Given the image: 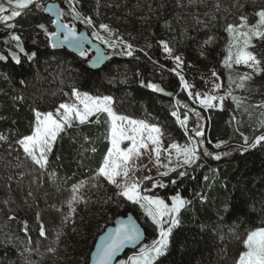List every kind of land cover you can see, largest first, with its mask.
<instances>
[{"label": "trees", "instance_id": "16d2710c", "mask_svg": "<svg viewBox=\"0 0 264 264\" xmlns=\"http://www.w3.org/2000/svg\"><path fill=\"white\" fill-rule=\"evenodd\" d=\"M65 1L59 0L64 21L79 30L88 29L84 22L71 20ZM261 7L264 0H79L78 10L83 16H91L95 27L107 24L133 45L134 55L127 56L121 54L126 49L119 43V35L111 38L117 46L112 49L103 44L109 59L99 69L90 66V50L81 56L52 47L47 33L55 32V26L43 7L30 6L16 18L11 31L0 28V51L8 56L0 60V135L6 137L0 140V165L8 169V191L16 207L0 219L7 220L21 240L24 260L18 264H88L106 227L129 214L135 215L146 230L142 246H150L158 237V230L139 205L118 195L116 186L105 179L95 180V171L109 146L105 139L106 115L100 116V123L77 124L61 133L46 168L41 169L17 144L31 134L34 110L54 112L61 103H72L75 88L93 96H111L118 114L158 124L165 146L188 143L194 133L185 132L171 112L179 108L183 116L188 111L183 104L196 106L181 89L179 77L170 71L173 60L159 42L167 41L185 65L213 69L225 78L227 69L222 61L229 40L227 24L239 23L241 15L255 23V13ZM10 32L21 36L25 49L19 53V64L10 55V50L17 49L15 43H5ZM210 37L212 41L205 43ZM253 43L261 58L264 41L254 39ZM32 52L36 56L29 60L27 54ZM255 79L264 92V74ZM141 81L159 84L164 92H154ZM196 110L204 117L203 147L214 154L229 155L216 160L203 156L201 149L197 165L177 170L186 171L184 177L169 173L142 182V195L158 196L169 204L176 194L191 201L181 210V222L158 264H234L244 250L246 233L264 227V148L242 150L243 137L252 140L264 133V128L253 130L247 122L238 127L226 109ZM188 115L194 118L188 123L192 129L197 118L191 111ZM90 119L94 121L95 117ZM219 141L225 143L215 148ZM93 147L95 152L91 151ZM172 179L177 182L172 184ZM81 181L84 186L79 194L83 200L73 205L75 212L64 222L72 186ZM41 225L44 236L40 235ZM142 246L128 251L125 257L139 252Z\"/></svg>", "mask_w": 264, "mask_h": 264}, {"label": "snow or ice", "instance_id": "6c2138e0", "mask_svg": "<svg viewBox=\"0 0 264 264\" xmlns=\"http://www.w3.org/2000/svg\"><path fill=\"white\" fill-rule=\"evenodd\" d=\"M70 8V14L74 19H83V22L89 26L95 27L91 16H83L81 12L77 10L79 0H67ZM40 8L39 0H6L0 2V23H4L8 29L16 27L14 21L16 17L21 16L25 9H29L30 6ZM10 14H4L9 12ZM46 11H51L52 6ZM217 10H219V4H217ZM57 17L64 15L63 11L56 13ZM239 23L227 24L225 31L228 33V44L226 46V52L222 66L231 70L233 65H244L250 72H245L239 77V82L233 81L229 75V85L236 83L239 88L245 87V82L253 79L254 75L264 74V52L259 53L261 58H258V54L254 51L256 45L253 40L264 41V7H261L255 13V23L249 22V17L245 15L239 16ZM200 21L197 20V23ZM53 24L58 25V30L55 32H48V36L53 40L52 47H56L60 43L59 37L63 35V41L69 43H75L79 47V36L73 27L62 23L59 19L53 20ZM39 27H43L40 25ZM99 29L111 34L113 30L107 25L101 23ZM97 39L107 44L108 47L114 48L117 46V42L107 39L100 35L98 31L92 33ZM119 43L123 45L125 51L121 54L127 56H133V45L118 38ZM212 37L205 43H210ZM14 41L15 46L19 49L20 53L25 52L21 36L15 32L9 33V40ZM160 45L163 47L165 53L169 58L174 60L176 67L171 69L177 77H179L181 89L188 93V97L193 103H198L200 108L204 110L219 108L223 110L224 101L227 97H231L236 103L237 107L242 103L240 97L232 96L231 91L226 92L224 95L215 94L222 87L221 83H214L210 93H199L191 91L194 87L190 85L181 74L184 61L182 56L173 55V49L169 46L167 41H160ZM253 49V50H249ZM143 51V49H140ZM11 58L20 63V56L17 52L10 50ZM80 55H85V51L81 48ZM145 55L147 53L145 52ZM36 56L35 52L27 54L29 60ZM8 56L0 54V60H6ZM102 57L97 56L96 60H101ZM163 67V66H161ZM213 76L219 80V76L213 70ZM141 84L147 88L152 89L154 92H164V89L159 85L149 81L147 84L141 81ZM171 95V94H169ZM72 96L75 98L72 103H61L55 111L39 112L35 111V120L30 135L23 136L17 141V144L22 148L24 154L30 158L34 164L38 165L41 169L46 168L48 164V156L52 151L53 145L61 133H64L66 129L73 126L83 125L86 123H100V116L106 115L105 123H107V132L105 139L109 146L103 157L100 166L95 171V177L104 178L109 184L115 185L120 191L118 195L125 197L128 201L140 206L143 209L145 217L151 222V225L158 230V237L154 239L150 246L146 245L141 249L140 254L135 258H130V264H158L159 258L163 257L168 250L170 238L172 237L173 230L180 224V213L187 205L191 203L188 199L180 196L179 194L171 197V203H167L165 199L158 196H149L141 194L142 181L131 179L129 173L134 170V161L143 155L144 152L151 151L154 153L156 165L166 169L158 175L167 177L169 173H177V178L184 177L186 171H178L197 165V162L201 160V149L203 156H211L216 160L221 158V155H229V153H212L204 145V126L201 123L204 117L200 111L194 108H189L187 103L183 104V108L194 113L197 118L196 126L192 129L188 128L189 115L188 111L181 113L179 108L171 112V115L176 118V123L179 124L185 132L194 133L189 135L188 143L180 145L176 142L168 145V148L163 147V130L158 124L148 123L145 120H137L131 117L118 114L113 108V98L111 96H92L89 93H81L77 89H72ZM22 99V98H21ZM177 105H180V101H177ZM264 107V104L259 105ZM95 117V120L90 118ZM261 127L264 128V121H261ZM6 139V137L0 135V140ZM245 147L242 149L247 151L248 149H255L257 146L264 148V133L255 136L251 142L247 136L243 137ZM225 142H216L214 147L220 148ZM92 152L96 149L93 147ZM167 153L168 163L161 162V153ZM173 155L176 157V164L172 166ZM200 166V165H198ZM118 178L119 179L118 181ZM145 180H151V177H144ZM207 179V177H205ZM175 184L176 179L170 181ZM84 186V182L81 181L78 184L72 186V195L67 201L69 206V213L64 218V222H67L73 213L75 208L73 205L83 197L80 196V189ZM163 187V184H159ZM153 187H157V184H153ZM144 191H147L146 189ZM205 199L201 196V200ZM8 203V201H5ZM39 217V214H37ZM26 223V222H25ZM25 226V231L27 232ZM40 235H45L43 225L40 226ZM140 229L134 223L121 222L115 229L113 235H111L102 247L98 255V264H109L115 252L125 243L138 241L140 239ZM244 250L238 255V258L234 261V264H264V227L255 228L246 233V237L242 240ZM53 251V249H49ZM124 264V262H121Z\"/></svg>", "mask_w": 264, "mask_h": 264}, {"label": "rangeland", "instance_id": "374dc122", "mask_svg": "<svg viewBox=\"0 0 264 264\" xmlns=\"http://www.w3.org/2000/svg\"><path fill=\"white\" fill-rule=\"evenodd\" d=\"M51 1L52 0H39V3L41 7L45 8L46 5ZM0 2L6 3V0H0ZM65 2L69 8V4L67 3V0ZM11 10L12 9L10 7L9 12L4 13V14H10ZM27 10L28 9H25L24 13ZM16 18L14 19V21H10V23L15 24ZM71 20L83 22V19H74L73 16ZM85 25L87 26L86 23ZM0 28L5 29V30H10V31L12 30V29H8L4 23H0ZM87 28L91 32V34L94 31H98L100 35L110 40H113L111 38H115V37L118 38L117 35H119V38H122L123 41L124 39H126V38L121 37L122 35L118 34L114 30L111 34H109L108 32H105L99 29V27H96L97 30H93L90 26H87ZM94 38L100 43L105 44L101 40L97 39L96 36H94ZM12 42L15 43L14 41ZM105 45L106 47H108L107 44ZM12 52H17L18 54L20 53L19 49H16L15 51H12ZM0 54H3V53L0 51ZM175 67H176V64L173 60V68ZM178 71H181V74L184 76L185 80L190 85L194 86L191 89L193 93L195 92H199L202 94L210 93L213 88L214 83H221L222 87L215 94L224 95L226 92L231 91L232 96L241 98L242 103L240 104L239 107H237L236 103L232 100V98L227 97L224 101V108H223V109L229 110L232 113V116L234 120L236 121L238 127L242 126L244 124L243 122H247L248 124L251 125L253 130L262 128L260 122L264 121V107H260L259 105L264 104V92L259 88V84L255 79L257 75H254L252 80L246 81L245 87L239 88L236 86V83L239 82V77L245 72H250L251 71L250 69H248L244 65H233V68L231 70L227 69V75L225 78H222L217 73V75L220 78L219 80H217L216 77L213 76V69H206V70L199 69V68L193 67L192 65H185V62L183 64L182 69H178ZM229 75L232 77L233 81L236 82V83L231 84V86L229 85V79H228ZM81 93H84V92H81ZM194 104L196 106V109H202L200 108L198 103H194ZM216 109H219V108H216ZM208 110H211V109H208ZM189 117L190 118H189L188 123L194 120L193 116L189 115ZM261 134L262 133H259L258 135H261ZM249 142H251V139H249ZM176 143L180 145L186 144L185 142H176ZM163 147L168 148V146H165L164 143H163ZM160 159L162 163L167 164L168 163L167 153L162 151ZM134 164H135L134 170L129 173V176L131 179L139 180L142 182L145 180L144 177L153 178L155 176H159L158 173L166 170L163 167L156 165L154 153H152L151 151L144 152L142 156H140L134 161ZM175 164H176V157L175 155H173L172 166H174ZM7 173H8V169L4 167L3 165H0V215H3V216H6L10 212L16 211V207L13 202L12 196L10 192L8 191ZM100 179H104V178L99 177V178H96L95 180H100ZM119 179L121 178H118V181ZM117 190L120 191V189L118 188ZM5 201H8V203H5ZM143 247L144 246H142V248ZM141 249L137 253L130 254L127 257L124 256L120 261L117 262V264H121V262H124V264H130V258L137 257L140 254ZM23 260H24V255L22 252V244H21L20 238L17 237L16 234L11 230L10 224L7 220L0 219V264H18L22 262Z\"/></svg>", "mask_w": 264, "mask_h": 264}, {"label": "water", "instance_id": "95a60500", "mask_svg": "<svg viewBox=\"0 0 264 264\" xmlns=\"http://www.w3.org/2000/svg\"><path fill=\"white\" fill-rule=\"evenodd\" d=\"M50 6H52V10L46 11L45 9H48ZM45 9H44L45 14L50 16L53 20L59 19L62 23L67 24L64 21L63 16L57 17V15H56V13L58 11H63V8H62L59 0H52L51 2H49L46 5ZM67 25H69V24H67ZM54 26H55V31H57L58 25L54 24ZM69 26L73 27L71 25H69ZM73 28L80 38L79 39V47L76 46L75 43H69V42L63 41V35L61 34V36L59 37L60 43H58L57 46L54 48H56V49L65 48L68 51H70L76 55H80L81 48L84 51L90 50L93 54V57L90 60V66L94 69L101 68L109 59V54H108L105 46L102 43L98 42L92 36V34L89 32L88 29L79 30L76 27H73ZM50 42L52 45V43L54 41L50 39ZM97 56L102 57V59L97 61L96 60ZM121 222L134 223L137 226V228L140 229V233H141L140 239L138 241L123 244L115 252L111 261H109V264H117L118 260L122 259L128 251L137 250L138 248H140L143 245V243L146 240V230L142 226V224L138 221V219L135 217V215L129 214L127 216H120V217L115 219L113 224L106 227L104 232L99 236V238L96 242L95 248L91 254V258H90V261L88 264H98V255H99L102 247L106 244L109 237L114 234L115 229L120 225Z\"/></svg>", "mask_w": 264, "mask_h": 264}, {"label": "built area", "instance_id": "2783aa9c", "mask_svg": "<svg viewBox=\"0 0 264 264\" xmlns=\"http://www.w3.org/2000/svg\"><path fill=\"white\" fill-rule=\"evenodd\" d=\"M90 27H91L93 30H97L96 27H92V26H90Z\"/></svg>", "mask_w": 264, "mask_h": 264}]
</instances>
